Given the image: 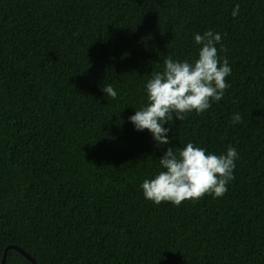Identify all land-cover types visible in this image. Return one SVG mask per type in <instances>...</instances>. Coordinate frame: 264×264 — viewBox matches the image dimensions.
<instances>
[{"label":"trees","instance_id":"obj_1","mask_svg":"<svg viewBox=\"0 0 264 264\" xmlns=\"http://www.w3.org/2000/svg\"><path fill=\"white\" fill-rule=\"evenodd\" d=\"M206 30L229 87L158 145L129 117ZM188 143L237 149L226 194L146 199L159 158ZM10 246L38 264H264V0H0V264ZM6 264L33 263L12 249Z\"/></svg>","mask_w":264,"mask_h":264},{"label":"clouds","instance_id":"obj_2","mask_svg":"<svg viewBox=\"0 0 264 264\" xmlns=\"http://www.w3.org/2000/svg\"><path fill=\"white\" fill-rule=\"evenodd\" d=\"M238 8V6H237ZM237 11H233V16ZM221 34L206 30L194 36L200 46L198 58L192 62L175 60L167 56L163 60L164 70L155 72L146 84L148 103L129 117L137 131L147 129L158 145H168L169 128L164 127L175 119L181 121L185 114L206 112L213 102L223 99L229 87L226 78L231 75L228 61L221 60L216 45ZM107 96L115 99L117 91L111 84L102 88ZM242 117L236 113L232 123H240ZM235 147L226 154L207 153L206 149L188 143L182 150L174 152L167 148L159 158L161 171L153 179H145L141 185L144 197L159 205L171 202L179 206L187 200H199L206 194L223 197L238 158Z\"/></svg>","mask_w":264,"mask_h":264},{"label":"water","instance_id":"obj_3","mask_svg":"<svg viewBox=\"0 0 264 264\" xmlns=\"http://www.w3.org/2000/svg\"><path fill=\"white\" fill-rule=\"evenodd\" d=\"M12 249L19 251L22 255H24L33 264H38L28 253H26L23 249H21L20 247H17V246H10L6 249L2 264H6L7 254L9 252V250H12Z\"/></svg>","mask_w":264,"mask_h":264}]
</instances>
